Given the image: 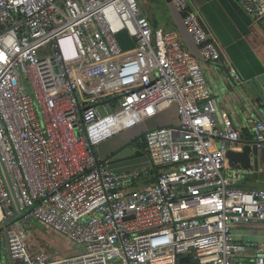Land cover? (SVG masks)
Segmentation results:
<instances>
[{
  "label": "built area",
  "instance_id": "built-area-1",
  "mask_svg": "<svg viewBox=\"0 0 264 264\" xmlns=\"http://www.w3.org/2000/svg\"><path fill=\"white\" fill-rule=\"evenodd\" d=\"M170 2L198 59L217 62L197 10ZM237 3L264 18V0ZM198 59L137 0H0V264H264L232 231L264 225V187L224 176L226 153L247 141ZM171 108L174 123L145 132L149 167L114 173L98 160L100 143ZM251 136L259 151V116ZM30 219L84 251L53 258Z\"/></svg>",
  "mask_w": 264,
  "mask_h": 264
},
{
  "label": "crops",
  "instance_id": "crops-1",
  "mask_svg": "<svg viewBox=\"0 0 264 264\" xmlns=\"http://www.w3.org/2000/svg\"><path fill=\"white\" fill-rule=\"evenodd\" d=\"M137 1L143 16L153 29L175 31L183 49L199 58V52L170 0ZM188 1L197 10L205 29L219 46L220 57L217 62L203 63L198 59L215 106L219 112L227 114L246 141H252L251 118L259 116L264 121V18L257 22L252 20L240 8L237 0ZM131 46L126 42L127 48ZM172 110L174 116L166 124L176 121V110ZM240 149L241 146H238L230 150ZM258 152L257 167L252 162L249 170H238L226 160L224 176L236 180L239 187L244 189L263 188L264 146ZM245 225L233 227L235 239L261 246L264 250V242L250 243L249 235L245 232L236 238L235 232L238 229L247 230V226H261ZM55 236L59 237V234L56 233ZM243 237L246 241L242 240Z\"/></svg>",
  "mask_w": 264,
  "mask_h": 264
},
{
  "label": "rangeland",
  "instance_id": "rangeland-1",
  "mask_svg": "<svg viewBox=\"0 0 264 264\" xmlns=\"http://www.w3.org/2000/svg\"><path fill=\"white\" fill-rule=\"evenodd\" d=\"M119 40L122 46L126 47L127 37L124 34L119 36ZM129 44H132V41H130ZM113 110L114 109L108 105L105 107H99L98 109L99 114L102 117L112 113ZM173 116L174 114L171 108L167 111L158 114L152 119H147L139 125H136L135 127L130 128L129 130H126L118 135L111 137L110 139L105 140L104 142L100 143L97 147L96 153L98 160L102 161L111 152V150L116 145L120 144V142H122L123 140L139 136L142 133H145L154 128L163 127L166 125L167 122H171ZM28 225H32V230H35L34 239L37 242V245H39V248H46L49 254L55 259L76 256L84 251V248L82 246L70 242L61 235H59V237H56V232L50 231L51 229L49 230V228L39 225L36 221L32 219L28 221ZM246 229L247 230H236V238L238 236H241L245 232L247 233V235H249L250 243H257V241L264 242V226H262V224L261 226H247ZM242 240L246 241L245 237H243Z\"/></svg>",
  "mask_w": 264,
  "mask_h": 264
},
{
  "label": "water",
  "instance_id": "water-1",
  "mask_svg": "<svg viewBox=\"0 0 264 264\" xmlns=\"http://www.w3.org/2000/svg\"><path fill=\"white\" fill-rule=\"evenodd\" d=\"M168 125L170 124H166L165 126ZM139 136L120 142V144L116 145L102 161H108L109 168L114 173L149 167L146 153L137 150L133 144ZM256 146L254 141H247L241 146L239 151L229 150L226 153L228 164L242 171L249 170L252 162L253 165L257 167L259 152ZM188 262L189 259L187 257L179 260L180 264H187Z\"/></svg>",
  "mask_w": 264,
  "mask_h": 264
},
{
  "label": "trees",
  "instance_id": "trees-1",
  "mask_svg": "<svg viewBox=\"0 0 264 264\" xmlns=\"http://www.w3.org/2000/svg\"><path fill=\"white\" fill-rule=\"evenodd\" d=\"M175 122V121H174ZM135 148L139 151H142L144 153H146V144H145V133H142L139 138L133 143ZM153 180H151L152 183Z\"/></svg>",
  "mask_w": 264,
  "mask_h": 264
},
{
  "label": "flooded vegetation",
  "instance_id": "flooded-vegetation-1",
  "mask_svg": "<svg viewBox=\"0 0 264 264\" xmlns=\"http://www.w3.org/2000/svg\"><path fill=\"white\" fill-rule=\"evenodd\" d=\"M129 139H131V138H129ZM129 139H126V140H123V141H127V140H129ZM123 141H122V142H123Z\"/></svg>",
  "mask_w": 264,
  "mask_h": 264
}]
</instances>
